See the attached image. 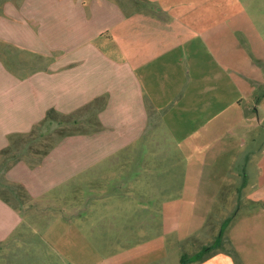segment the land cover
<instances>
[{"label": "crops", "instance_id": "crops-1", "mask_svg": "<svg viewBox=\"0 0 264 264\" xmlns=\"http://www.w3.org/2000/svg\"><path fill=\"white\" fill-rule=\"evenodd\" d=\"M252 1L0 0V152L55 115L84 110L95 120L93 129L60 134L37 156H17L4 169L30 202L19 208L0 193V247L11 245L0 264H19L16 246L29 242L33 222L49 219L53 205L57 218L43 225L51 244L73 246L66 237L88 232L106 212L109 226L128 238L155 229L140 215L112 220L135 214L141 166L149 161L140 149L153 148L159 133L186 164L155 190L185 195L188 182L209 176L240 181L242 191L264 182V37L247 8ZM250 197L264 205V183ZM251 234L264 245V225ZM31 255L22 261L45 258ZM242 259L261 264L263 248ZM190 264L237 262L213 252Z\"/></svg>", "mask_w": 264, "mask_h": 264}, {"label": "rangeland", "instance_id": "rangeland-1", "mask_svg": "<svg viewBox=\"0 0 264 264\" xmlns=\"http://www.w3.org/2000/svg\"><path fill=\"white\" fill-rule=\"evenodd\" d=\"M252 2L254 3L247 4V8L251 11L264 37V19H262L264 0ZM262 54L264 56V50ZM94 124V117L83 110L72 116L55 115L31 133L15 138L8 149L0 152V193L15 206L26 208L30 202L26 192L7 182L4 177V169L7 165L17 156L27 158L37 156L38 152H42L60 134L85 132L93 129ZM154 143L153 148L146 146L140 149L141 156L145 161H149L141 166L142 192L136 197L135 214L126 211L118 214L112 221L118 223L123 220L130 223L133 222L131 216L135 215L137 221L140 215L143 220L156 222L155 229L141 230V236L128 238L123 230L109 226L112 215L106 212L88 232L78 231L76 239L70 238L71 235L66 237L67 240L76 243L73 246L51 244L48 240V229L43 225L46 226L56 220L59 208L53 205L46 212L49 219L33 222L36 228L35 232L30 234L29 242L16 246L13 253H17L20 260L15 263H24L22 254H29L32 258L31 254L41 251L45 255L43 260L33 262L31 259L24 264H182L183 255L191 256L199 252L203 246L212 244L219 234L223 221L228 217H232V221L224 233L223 244L211 253H227L237 264H244L242 258H247L249 254L258 255L262 248L264 251V245L251 234L253 230L256 235L264 225V205L260 200H251L250 197L251 193L264 182L256 180L248 182L242 191L243 186L240 181L230 179L214 181L209 176L188 182L189 187L186 188L188 190L185 195L182 190L175 187L172 191L174 196H170V191H165L164 187L163 190H155V185H166L168 183L164 181L166 174L183 173L186 159L184 160L182 150L175 147L177 145L171 144L164 134H157ZM259 167L261 166L257 165L255 159L254 165L251 166L255 179ZM192 172L199 175L198 178L203 177L197 169L188 168L187 174ZM151 176L152 180L157 178L158 180L153 182L150 180ZM183 183L174 182V186ZM171 203L172 210L165 212ZM138 209L141 214L137 213ZM124 231L127 233L130 230ZM156 236L157 240H154ZM152 240L154 241L148 243ZM8 245L0 247L1 254L11 252V245ZM141 247L144 252L137 260L132 256L133 250ZM249 261L257 263L256 260ZM2 264H6V260ZM261 264L264 262L262 261Z\"/></svg>", "mask_w": 264, "mask_h": 264}, {"label": "trees", "instance_id": "trees-1", "mask_svg": "<svg viewBox=\"0 0 264 264\" xmlns=\"http://www.w3.org/2000/svg\"><path fill=\"white\" fill-rule=\"evenodd\" d=\"M232 217L226 218L220 228L219 234L215 238V240L210 245L203 246V248L199 251L194 253L191 256L183 255L181 257V263L182 264H190L191 262L199 261L207 256V254H210L213 250L219 248L223 244V237L224 233L228 227V225L231 223Z\"/></svg>", "mask_w": 264, "mask_h": 264}]
</instances>
